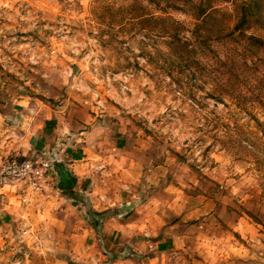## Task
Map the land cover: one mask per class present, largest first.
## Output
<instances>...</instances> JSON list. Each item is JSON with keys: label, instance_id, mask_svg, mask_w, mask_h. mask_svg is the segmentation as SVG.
<instances>
[{"label": "rangeland", "instance_id": "1", "mask_svg": "<svg viewBox=\"0 0 264 264\" xmlns=\"http://www.w3.org/2000/svg\"><path fill=\"white\" fill-rule=\"evenodd\" d=\"M42 138L87 145L123 204L6 179L68 173ZM0 264H264V0H0Z\"/></svg>", "mask_w": 264, "mask_h": 264}, {"label": "crops", "instance_id": "2", "mask_svg": "<svg viewBox=\"0 0 264 264\" xmlns=\"http://www.w3.org/2000/svg\"><path fill=\"white\" fill-rule=\"evenodd\" d=\"M77 124L79 125L78 128H80L79 134H75V133L74 134L72 133V134L77 137V141H86V139H81V137H80V134H82L83 136L84 135L87 136V134H88V133H86V131L82 130V128L85 127L84 123L77 122ZM77 124H75V126ZM59 130L61 133H63V130L67 131L66 129H61V128H59ZM67 140L69 141L68 142L69 145L73 144L74 150H70L71 152L69 154L65 155L64 152L62 151V149H65L64 148L66 146L65 141H67ZM36 142H38L37 143L38 146L36 145V148H34V152H35V154H37L38 157H41L46 153H50V151L52 154H54V153L58 154V160L63 163L65 170L72 177L75 178V184H74L73 188L70 189L71 191L64 192V193L63 192L55 193L57 196L54 198V201H57V202L58 201H62V202L74 201L75 202L76 199L82 198L84 192L86 193V191H87V195L90 197V201L92 202L93 207L97 210L103 209V205H104L103 201H105V200L107 202V201L119 199L120 204H123L122 202H124V199H125V196H124L125 192H124L123 188H122L121 192L120 191L117 192L118 188H116V190L113 193V190L111 191L109 188L106 189V187L103 188L102 186H98L99 183L96 184V178L94 176H92V171H91V169L88 168V166L90 164L89 160L93 157H91L92 152L90 151V148L87 145H84V143L74 144L75 143L74 139H65V138L64 139H60V138H58V139L57 138L56 139L55 138L45 139V138H42V139H36ZM57 171L61 172V171H59V168L56 167V169L50 174L52 177L50 176L51 178H49V179H52V182H50L48 185L51 186V184H53V182H54V185H56L60 188L61 178L59 177ZM119 178H120V180L122 179V177H119ZM124 179H125V177H124ZM125 180L126 181H124V182H125V184H127L128 180L127 179H125ZM135 181L137 182L138 180L134 179V181H132V182L135 183ZM137 185H139V184H137ZM85 189H86V191H85ZM134 189H136V188H134ZM105 192L110 193L111 195L110 194L105 195ZM134 196H135V194H134ZM107 199H109V200H107ZM130 209L136 210V207L132 206V208H130ZM162 211H164V210L161 209L159 214L162 215ZM154 214H153V216H154ZM153 216L151 215L147 219V221L152 220ZM158 216H159V218H158ZM158 216L156 215L158 222H160V223L166 222L165 219L160 220L161 216L160 215H158ZM116 220L119 221L118 218ZM27 222H29V221H23V224H26L27 225L26 229L29 230L30 226H28L29 223H27ZM118 224H119V222L116 223V225H114V230L112 231V236L110 237L111 241H112L110 245H112L113 240H114V241H116V248H117V246L119 248L121 246V244L126 243L125 240L127 241V239H130V241H127L129 245L126 243V251H131L130 244L131 245L135 244L134 245L135 249L136 248L139 249L138 245L143 242V241L138 242V240H139L138 237L140 236L139 234H140V230H141V225L137 224V225H135V227L131 226L130 228H126V226H127L126 225V226L122 227V229L117 230ZM86 231H88L90 236L94 235V233H92V229L90 227L86 228ZM154 231H155V229H149L148 228V234L154 235ZM102 232H103V230L99 231V236H101ZM107 233H108V231H107ZM145 234H147V233H145ZM95 236H96V238H98V235H95ZM125 236H127V237H125ZM132 239H134V240H132ZM136 241L138 242V245H137ZM144 242L146 244L147 240H144Z\"/></svg>", "mask_w": 264, "mask_h": 264}, {"label": "built area", "instance_id": "3", "mask_svg": "<svg viewBox=\"0 0 264 264\" xmlns=\"http://www.w3.org/2000/svg\"><path fill=\"white\" fill-rule=\"evenodd\" d=\"M53 172L52 162L40 163L39 161L24 160L14 161L7 169L6 179L13 181L30 180L37 182ZM37 184V183H35Z\"/></svg>", "mask_w": 264, "mask_h": 264}, {"label": "water", "instance_id": "4", "mask_svg": "<svg viewBox=\"0 0 264 264\" xmlns=\"http://www.w3.org/2000/svg\"><path fill=\"white\" fill-rule=\"evenodd\" d=\"M52 164L59 165L57 159H54V161L52 162ZM56 167H53V169L55 170ZM59 171H60V169H59ZM57 173H58L59 177L61 178L60 189H62V190H70V189H72L73 186H74V184H75V178L72 177V176H69V174L66 173V172L65 173L63 172L62 173V172H58L57 171Z\"/></svg>", "mask_w": 264, "mask_h": 264}]
</instances>
